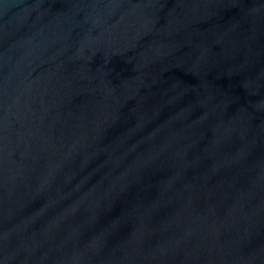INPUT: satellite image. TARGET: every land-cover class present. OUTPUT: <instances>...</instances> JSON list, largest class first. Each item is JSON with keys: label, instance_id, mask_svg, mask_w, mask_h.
<instances>
[{"label": "water", "instance_id": "obj_1", "mask_svg": "<svg viewBox=\"0 0 264 264\" xmlns=\"http://www.w3.org/2000/svg\"><path fill=\"white\" fill-rule=\"evenodd\" d=\"M0 264H264V0H0Z\"/></svg>", "mask_w": 264, "mask_h": 264}]
</instances>
